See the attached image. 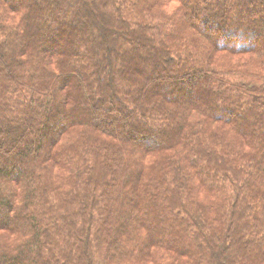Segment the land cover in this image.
I'll return each instance as SVG.
<instances>
[{
    "label": "trees",
    "instance_id": "trees-1",
    "mask_svg": "<svg viewBox=\"0 0 264 264\" xmlns=\"http://www.w3.org/2000/svg\"><path fill=\"white\" fill-rule=\"evenodd\" d=\"M0 264H264V0H0Z\"/></svg>",
    "mask_w": 264,
    "mask_h": 264
}]
</instances>
